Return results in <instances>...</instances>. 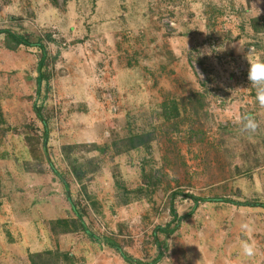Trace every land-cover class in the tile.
<instances>
[{"label":"rangeland","instance_id":"1","mask_svg":"<svg viewBox=\"0 0 264 264\" xmlns=\"http://www.w3.org/2000/svg\"><path fill=\"white\" fill-rule=\"evenodd\" d=\"M3 29L47 57L38 87L41 51L0 35V264H135L103 239L145 264H264V0H0Z\"/></svg>","mask_w":264,"mask_h":264},{"label":"trees","instance_id":"2","mask_svg":"<svg viewBox=\"0 0 264 264\" xmlns=\"http://www.w3.org/2000/svg\"><path fill=\"white\" fill-rule=\"evenodd\" d=\"M0 35H3L4 38L9 39V41L13 42L15 45H22V46H26V47H30V48L36 47L37 49H39L41 51V55H40L39 61L37 63V69H38L39 74L37 75V78H36L37 86L39 87V84H40L39 82L41 81V78H42L41 68L43 67L44 61L46 60V57H47L46 47L44 45L43 39L42 40L38 39L35 42H30L29 39L23 37L22 35H20L18 33L12 32L8 29L0 30ZM47 131L48 130L46 128V123L43 121V147H45V145L47 143ZM69 164H70L71 169L73 170L75 176L78 177L75 162L70 160ZM63 186H64V189L66 190V193L68 194L67 184L65 182H63ZM187 197L194 202L195 207L200 202V200H198L196 197H194L192 195H187ZM67 198L69 199L70 197L67 196ZM217 200L220 201V199H206V200H201V201H203V202H206V201L216 202ZM247 205L254 206L255 204H248L247 203ZM257 206H259V205H257ZM193 210H194V208H193ZM171 214H172L173 218H176L177 214H176L174 209H171ZM186 216H190V214H188ZM183 218L184 217L178 218V219H183ZM82 229H83L84 233L88 235V231L86 230V228L82 227ZM158 230L161 233H167V234L172 233L174 231V229H168V227L165 229L158 227ZM93 237H94L93 235L90 236V238H92V239H93ZM102 242L104 243L105 246L109 247L110 249H114L118 253L119 257H121L125 262H131V263H135V264H145V263H141L139 261H136V260L128 257L122 251V249L119 248V246L115 242L111 241L110 239H103ZM155 261H157V259H155Z\"/></svg>","mask_w":264,"mask_h":264},{"label":"clouds","instance_id":"3","mask_svg":"<svg viewBox=\"0 0 264 264\" xmlns=\"http://www.w3.org/2000/svg\"><path fill=\"white\" fill-rule=\"evenodd\" d=\"M248 60V59H247ZM248 80L250 86L255 89V99L259 105L264 106V59H254L248 62ZM258 128V123L254 116L246 115L243 117L242 131L254 133ZM243 237L239 239V250L243 257L253 258L257 254V247L254 240L251 239V224L248 221H242L239 225Z\"/></svg>","mask_w":264,"mask_h":264}]
</instances>
